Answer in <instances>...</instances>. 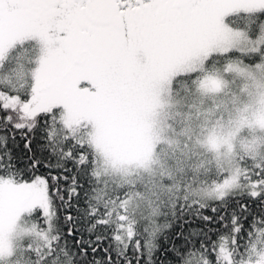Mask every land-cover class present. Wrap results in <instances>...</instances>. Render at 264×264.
I'll return each instance as SVG.
<instances>
[{"label":"snow or ice","instance_id":"snow-or-ice-1","mask_svg":"<svg viewBox=\"0 0 264 264\" xmlns=\"http://www.w3.org/2000/svg\"><path fill=\"white\" fill-rule=\"evenodd\" d=\"M0 264H264V0H0Z\"/></svg>","mask_w":264,"mask_h":264}]
</instances>
